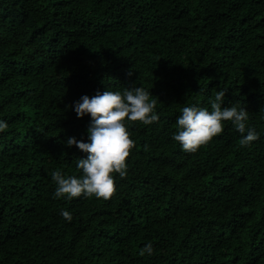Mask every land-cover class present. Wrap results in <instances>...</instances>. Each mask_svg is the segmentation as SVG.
Here are the masks:
<instances>
[{
	"label": "trees",
	"instance_id": "1",
	"mask_svg": "<svg viewBox=\"0 0 264 264\" xmlns=\"http://www.w3.org/2000/svg\"><path fill=\"white\" fill-rule=\"evenodd\" d=\"M134 87L159 121H125L115 194L56 198L52 172L86 158L74 102ZM221 90L259 139L225 121L183 151V107ZM0 121V264H264V0H0Z\"/></svg>",
	"mask_w": 264,
	"mask_h": 264
},
{
	"label": "clouds",
	"instance_id": "2",
	"mask_svg": "<svg viewBox=\"0 0 264 264\" xmlns=\"http://www.w3.org/2000/svg\"><path fill=\"white\" fill-rule=\"evenodd\" d=\"M131 75V72L129 73ZM224 90L218 91L215 99L210 101L211 111L206 108L186 106L182 115L177 119V133L173 139L179 143L185 152L194 153L202 146L209 144L214 137L222 134L224 122L231 121L236 130L242 134L240 145H250L259 139V134L252 128H246L248 111L245 107L235 105L222 107L225 100ZM149 90L142 87L125 88L121 91L97 92L94 96L83 95L72 106L77 118L90 116L91 121L87 128L88 142L77 141L70 137L66 141L67 147L75 145L86 154V158L77 160V168L82 170V176H68L60 170L52 172V180L56 184L55 197L79 198L81 196L108 200L116 192L114 175L121 178L127 175V158L135 147L131 133L125 121L141 122L151 125L159 121L156 114V99ZM7 128L5 121H0V132ZM247 133L244 135V133ZM61 215L71 221L68 211ZM153 246L146 245L140 251L143 256L153 254Z\"/></svg>",
	"mask_w": 264,
	"mask_h": 264
}]
</instances>
